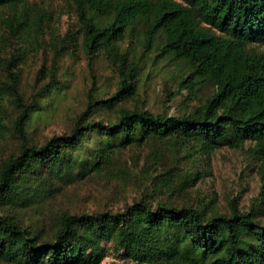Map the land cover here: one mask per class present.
I'll use <instances>...</instances> for the list:
<instances>
[{"label":"trees","instance_id":"obj_1","mask_svg":"<svg viewBox=\"0 0 264 264\" xmlns=\"http://www.w3.org/2000/svg\"><path fill=\"white\" fill-rule=\"evenodd\" d=\"M28 0H0V8ZM75 8L86 55L104 51L118 56V83L106 100L89 101L71 129L42 145L31 143L25 126L39 111V100L56 86V73L29 102L20 91V57L11 55L0 66V135L5 132L2 102L17 110L12 123L20 141L16 155L0 167V208H27L50 198L56 184L84 180L101 171V161L86 173L75 170L76 152L91 134L104 139L103 150L162 144L193 150L206 160L215 151L242 150L256 167L258 195L247 210L229 202L219 213L208 203L176 206L153 194L186 190L198 171L170 174L153 184L150 197L134 199L121 211L60 214L51 238L37 233L8 213H0V261L9 264H101L111 253L132 264H264V0H66ZM145 18L146 45L156 35L160 54L188 67V77L211 82L215 90L202 105L182 116L121 110L114 121L94 119L99 102L133 95L130 84L138 66L119 53V43ZM187 77V78H188ZM179 87H186L188 79ZM115 103L110 104L114 108ZM58 190V189H57Z\"/></svg>","mask_w":264,"mask_h":264},{"label":"rangeland","instance_id":"obj_2","mask_svg":"<svg viewBox=\"0 0 264 264\" xmlns=\"http://www.w3.org/2000/svg\"><path fill=\"white\" fill-rule=\"evenodd\" d=\"M75 8L66 0H28L23 5L0 8V64L11 55L20 57L19 91L26 102L56 73V86L39 100V111L29 119L25 134L31 143L42 145L48 139L69 131L76 117L89 101L106 100L114 95L118 83V56L101 51L95 56L85 54L80 24ZM148 21L140 19L119 43V53L128 63L138 66L136 79L131 81L133 95L121 101L99 102L94 105V119L114 121L126 109H143L152 114L182 116L191 113L209 98L214 85L207 80L188 77V67L178 60L160 54L163 40L155 35L149 45L145 36ZM259 50L264 48L257 47ZM0 66V83L6 81ZM188 77V78H187ZM186 87H179L182 79ZM115 103L114 108L110 104ZM5 132L0 135V167L11 155H16L20 141L12 123L17 110L5 97L2 102ZM104 139L98 133L89 135L75 156V170L86 173V167L101 161V172L84 180L56 184L50 198L27 208L8 213L40 240L51 238L58 227L60 214L98 211H121L134 199L151 196L153 184L170 174L198 171L193 186L171 193L153 194L176 206L208 203L219 213L228 212L229 202L235 200L245 211L258 195L260 182L256 167L242 150L223 148L210 160L193 150L162 144L131 146L113 152L103 150ZM58 189V190H57ZM0 264H9L0 261ZM101 264H132L111 253Z\"/></svg>","mask_w":264,"mask_h":264}]
</instances>
